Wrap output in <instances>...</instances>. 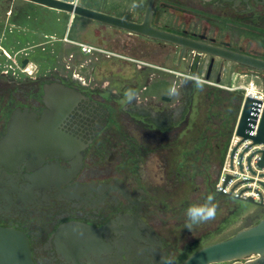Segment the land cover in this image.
Instances as JSON below:
<instances>
[{"label": "flooded vegetation", "instance_id": "obj_1", "mask_svg": "<svg viewBox=\"0 0 264 264\" xmlns=\"http://www.w3.org/2000/svg\"><path fill=\"white\" fill-rule=\"evenodd\" d=\"M114 2L109 15L146 19L149 0ZM79 18L124 33H94L103 48L80 51L88 66L66 63ZM146 21L264 61V0H152ZM255 79L264 71L213 51L0 0V226L25 235L33 264H181L233 235L236 216L264 215L215 188L236 90ZM209 197L214 216L189 226L187 209Z\"/></svg>", "mask_w": 264, "mask_h": 264}, {"label": "water", "instance_id": "obj_2", "mask_svg": "<svg viewBox=\"0 0 264 264\" xmlns=\"http://www.w3.org/2000/svg\"><path fill=\"white\" fill-rule=\"evenodd\" d=\"M30 1L47 7L70 12L77 16L91 19L119 29L129 30L135 33L147 35L151 38L159 39L161 41L181 45L182 47L189 46L202 51H213L214 53L225 56L233 61H238L247 66L264 71V61L240 56L234 53L210 50L201 45H194V43L182 37L150 28L146 19L152 0H149L146 19L142 24L132 23L122 18L111 16L87 7L78 6L64 0ZM236 92L240 95V100L238 116L235 122V134L241 139L232 147L229 158L231 161L238 146H240L245 139H250L251 143L246 145L242 151L238 153V168L239 170H242V159L244 153L247 152L252 145L262 144L263 148L261 150H254L245 157V162L247 163L249 171L251 174H255L256 172L251 169L249 164L254 153H261L257 166L262 168L264 165V106L261 111L256 133L254 135H250L248 131L252 129L251 125H254L255 123V119L257 117L256 113L258 112L256 108L259 104H261V100L249 95L243 97V89L236 90ZM259 175L264 176V172ZM231 177V175L226 174L223 184L225 185ZM218 193L234 200L247 202L253 206L264 208V202L256 201L251 197H241L239 195H234L231 192L222 193L221 191H218ZM216 263L264 264V216L259 218L255 223L237 230L233 235L225 239L201 247L188 256L181 264ZM0 264H33L30 256L28 241L23 233L10 227L0 226Z\"/></svg>", "mask_w": 264, "mask_h": 264}, {"label": "built area", "instance_id": "obj_3", "mask_svg": "<svg viewBox=\"0 0 264 264\" xmlns=\"http://www.w3.org/2000/svg\"><path fill=\"white\" fill-rule=\"evenodd\" d=\"M76 45L82 53H88L91 50V46L85 43L77 42ZM242 89L244 90L243 97L249 95L251 97L261 100V104H259L258 107L256 108L258 112L256 113L257 117L255 119V123L254 125H251L252 129L248 131L250 135H254L256 133L261 111L264 106V93L255 90L253 91L249 87H243ZM235 130H236V124L233 129L230 143L227 148L225 161L222 166L221 172L219 174L218 180L216 182L215 188L217 191H221L222 193L231 192L234 195H239L241 197H251L256 201L264 202V176L259 175L260 173L264 172V165L262 168L257 166V162L261 157V153L260 152L254 153L249 162L251 169H253L256 172L255 174H251V172L247 167V163L245 162V157L248 154H250V152L254 150H261L263 148V145L262 144L252 145L249 148V150L244 153L242 159V170H239L238 153L241 152L246 145L250 144L251 140L245 139L243 143L240 146H238L232 160L230 161L229 158L230 151L232 147L241 139L239 136L235 134ZM226 174H229L232 177L224 185L223 182Z\"/></svg>", "mask_w": 264, "mask_h": 264}, {"label": "rangeland", "instance_id": "obj_4", "mask_svg": "<svg viewBox=\"0 0 264 264\" xmlns=\"http://www.w3.org/2000/svg\"><path fill=\"white\" fill-rule=\"evenodd\" d=\"M111 1V2H110ZM115 0H86V3H88L89 7L97 8L105 13L108 14H117L119 15V11H121V2H114ZM76 29L75 32L78 35V42L85 43L90 46H97L102 45L101 48H103V42L98 41L93 37V34L96 32H99L101 34H110L112 38L120 39L119 37H113L114 35L121 34L124 35L123 32H120L115 29H109L105 28L103 26H100L98 24H93L89 20H84L79 18L76 23ZM66 30V29H65ZM100 47V46H99ZM75 56L72 61H66V63H74L77 66L84 65L88 66L91 64V56H84L80 53V50L78 47L75 46ZM65 59H67L66 56H64ZM247 87L251 88L253 91H260L264 93V84L261 82L260 79H255L253 81V84L248 83L246 85ZM264 215H257L255 220H249L248 218L236 216L235 220L233 221V226L230 227L227 231H225L222 236H227L229 234L234 233L235 231L247 227L251 225L254 221L258 220L259 218L263 217Z\"/></svg>", "mask_w": 264, "mask_h": 264}, {"label": "clouds", "instance_id": "obj_5", "mask_svg": "<svg viewBox=\"0 0 264 264\" xmlns=\"http://www.w3.org/2000/svg\"><path fill=\"white\" fill-rule=\"evenodd\" d=\"M129 98L132 92L127 93ZM209 202L199 205H192L187 209L186 215L188 217V225L191 226L193 223H198L202 220L210 219L215 214L216 205L211 203V197L208 198Z\"/></svg>", "mask_w": 264, "mask_h": 264}, {"label": "trees", "instance_id": "obj_6", "mask_svg": "<svg viewBox=\"0 0 264 264\" xmlns=\"http://www.w3.org/2000/svg\"><path fill=\"white\" fill-rule=\"evenodd\" d=\"M256 221H257V220H256ZM256 221H254L253 223H255ZM253 223H252V224H253Z\"/></svg>", "mask_w": 264, "mask_h": 264}]
</instances>
